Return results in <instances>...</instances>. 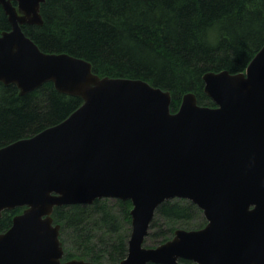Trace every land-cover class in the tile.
I'll use <instances>...</instances> for the list:
<instances>
[{"label": "water", "instance_id": "water-1", "mask_svg": "<svg viewBox=\"0 0 264 264\" xmlns=\"http://www.w3.org/2000/svg\"><path fill=\"white\" fill-rule=\"evenodd\" d=\"M44 0H0V82L26 93L45 81L82 103L41 131L0 147V216L23 207L0 232V264L62 261L53 208L97 198L129 200L126 256L117 264H264V44L243 71H208L204 92L176 111L168 90L138 78L99 76L65 52L42 51L21 25L42 24ZM190 200L205 224L145 246L155 208Z\"/></svg>", "mask_w": 264, "mask_h": 264}, {"label": "trees", "instance_id": "trees-1", "mask_svg": "<svg viewBox=\"0 0 264 264\" xmlns=\"http://www.w3.org/2000/svg\"><path fill=\"white\" fill-rule=\"evenodd\" d=\"M39 12L42 24L21 28L42 51L81 57L99 76L143 79L168 90L172 111L186 92L197 104L214 106L204 92L203 74L243 71L264 44V0H44ZM9 29L0 5V32ZM81 103L80 96L58 91L51 81L23 94L15 84L0 82V147L58 123ZM22 209L2 211L0 232ZM130 209L129 200L108 197L55 206L51 216L60 225L61 260L119 263L127 253ZM205 222L190 200H164L144 242L155 246L177 228L196 229Z\"/></svg>", "mask_w": 264, "mask_h": 264}, {"label": "rangeland", "instance_id": "rangeland-1", "mask_svg": "<svg viewBox=\"0 0 264 264\" xmlns=\"http://www.w3.org/2000/svg\"><path fill=\"white\" fill-rule=\"evenodd\" d=\"M153 243L154 242L152 240L146 239L144 245L149 246V245H153Z\"/></svg>", "mask_w": 264, "mask_h": 264}]
</instances>
